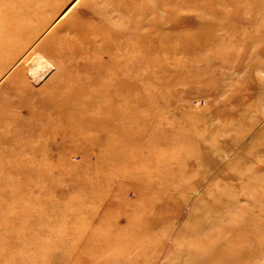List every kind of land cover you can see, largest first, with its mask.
<instances>
[{
	"label": "rangeland",
	"instance_id": "374dc122",
	"mask_svg": "<svg viewBox=\"0 0 264 264\" xmlns=\"http://www.w3.org/2000/svg\"><path fill=\"white\" fill-rule=\"evenodd\" d=\"M17 1L0 0L8 18ZM157 5L165 49L133 74L130 101L123 81L67 107L52 94L62 67L28 74L23 88L13 68L0 76V105L30 109L4 120L25 137L45 129L39 139L52 146L36 166L48 181L33 177L34 201L20 189V202L8 196L0 210V264H264V0ZM50 105L51 122L40 123ZM112 138L120 144L106 145ZM8 171L0 162L10 195Z\"/></svg>",
	"mask_w": 264,
	"mask_h": 264
},
{
	"label": "bare ground",
	"instance_id": "6f19581e",
	"mask_svg": "<svg viewBox=\"0 0 264 264\" xmlns=\"http://www.w3.org/2000/svg\"><path fill=\"white\" fill-rule=\"evenodd\" d=\"M68 1L18 0L19 6L13 11L16 14L13 19L5 15L3 7L0 8V76L13 68L9 76L10 82L13 86L23 88L24 85L19 83L28 78V74L35 80H40L50 70L62 67V75L52 94L66 96L67 107L68 103L74 100L80 102L79 94L86 98H93L94 95V98L102 99L104 96L102 90H108L116 83H121L122 86L123 81L125 89L119 94L126 96L130 101L134 96L131 92L133 74L140 68L149 69L150 55L164 48L159 43L163 39L161 29L157 28L159 24L165 22L156 19L155 15L153 17L150 15L153 13L151 6L160 4L161 8L168 12L169 7H165L167 5L186 7L192 2V0H77L72 5V11L69 9L62 16L64 18L68 14V17L51 28L39 42H35ZM81 1L83 7L76 8ZM35 19H38V22L33 23L32 20ZM93 51L103 53L107 57L105 59L107 66L102 65L101 61L97 62L98 58ZM49 57L54 58L57 63L52 62ZM119 57L123 60L121 64L125 67L124 70L120 69L122 67L120 64L113 65L115 58L119 60ZM103 58L100 55L102 61ZM26 62L28 63L25 64ZM70 73L73 81L64 82V77ZM93 81H99V85ZM23 109L30 112L24 101H19L10 108L0 105V162H4L5 167L9 169L7 175L10 182H15L9 195L7 181H0V210H4V205L8 204V196L11 200L20 202L17 199L20 189L24 190L25 194L22 201L33 202L36 193L40 191V188L35 186L36 181L33 177L40 176L42 181H48L45 173H37L36 170L38 161L42 160L41 157L46 158L45 155L52 152V146L47 141L39 139L46 130L35 128V131H30H34L31 137H25L23 133H18L21 129L11 128L12 122L7 123L4 120L11 113L20 114ZM49 109L47 117H38L40 123L44 120L51 122L52 119L48 117L57 109L52 105ZM92 120L95 123L103 121L102 118ZM106 120L109 123L107 131L113 132L116 125L109 118ZM131 132L132 127L128 125L126 144L130 140ZM119 144L114 138L106 142V145L112 147ZM25 206L27 207L26 204Z\"/></svg>",
	"mask_w": 264,
	"mask_h": 264
}]
</instances>
